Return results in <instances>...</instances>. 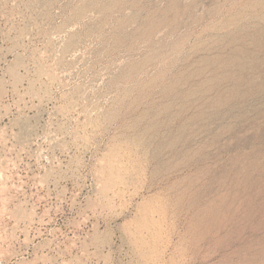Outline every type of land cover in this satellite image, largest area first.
Segmentation results:
<instances>
[{
    "label": "rangeland",
    "instance_id": "374dc122",
    "mask_svg": "<svg viewBox=\"0 0 264 264\" xmlns=\"http://www.w3.org/2000/svg\"><path fill=\"white\" fill-rule=\"evenodd\" d=\"M262 172L264 0H0V264H264Z\"/></svg>",
    "mask_w": 264,
    "mask_h": 264
},
{
    "label": "bare ground",
    "instance_id": "6f19581e",
    "mask_svg": "<svg viewBox=\"0 0 264 264\" xmlns=\"http://www.w3.org/2000/svg\"><path fill=\"white\" fill-rule=\"evenodd\" d=\"M246 176H251V172L249 170H245L243 177H246ZM250 181H252V179H250ZM258 182H259V185L260 186L263 185V187H258L256 191L253 193V195L248 196L244 199V203L246 206V216L250 218L251 220L255 217V215L258 212L264 215V172L261 173V176L259 177ZM238 183H240V181H238ZM252 190H253V187L251 183L247 186L245 193L249 194L252 192ZM235 216H236V211L234 210H230L227 214L224 213V216L222 217V219H225V221L220 220L221 223L217 225L218 228L220 229L223 228L224 225H226L227 222H230V220L234 218ZM261 221L262 222H260V226H257V229L259 231L264 229V217H262Z\"/></svg>",
    "mask_w": 264,
    "mask_h": 264
}]
</instances>
